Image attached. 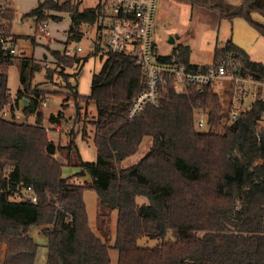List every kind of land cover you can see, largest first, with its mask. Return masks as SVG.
Instances as JSON below:
<instances>
[{"label": "trees", "instance_id": "obj_1", "mask_svg": "<svg viewBox=\"0 0 264 264\" xmlns=\"http://www.w3.org/2000/svg\"><path fill=\"white\" fill-rule=\"evenodd\" d=\"M186 1L196 8L216 10L221 18L244 17L264 37V23L251 17L253 11L264 15V0H242L239 5L226 0ZM110 2L81 10L80 1L39 0L25 17L34 18L37 33L50 18L61 20L60 14H72L69 43L82 40L85 25L102 30ZM13 11V7L5 10L3 18L10 20ZM100 37L84 57L52 50L55 68H47L51 77L54 72L63 74L67 66L79 65L76 86L67 85L66 95L73 97L77 117L79 98L95 107L91 120L95 161L83 159L75 139L66 146L48 139L46 128L60 126L64 114H51L52 126L44 125L42 101L47 91L31 82L43 65L33 56L0 57L5 65L0 110L8 100L12 64L20 63L18 98L33 96L24 109L27 122L0 116V246L5 247L0 264H36L39 244L31 233L35 227L47 239L46 264H111V248L118 250L117 264H264V133L261 141L255 133L264 103L257 102L230 119L215 87L202 91L190 87L183 92L168 88L158 104L130 118L129 106L145 88L143 70L133 58L109 53L92 76L90 93L78 92L83 66L103 52ZM46 48L50 50L49 45ZM189 54V47L181 46L174 56L161 59L190 63ZM223 60L264 77V63L252 60L231 39L215 48L213 63ZM204 113L207 124L202 128L197 121ZM32 116L35 121H30ZM146 138L149 147L142 158L123 165ZM58 153H64L67 164L78 166L91 182L77 183L65 176ZM88 188L98 195L99 234L88 221L84 201ZM32 193L37 195L35 202ZM141 197L146 201L139 202ZM112 210L118 211V218L115 241L110 244Z\"/></svg>", "mask_w": 264, "mask_h": 264}, {"label": "rangeland", "instance_id": "obj_2", "mask_svg": "<svg viewBox=\"0 0 264 264\" xmlns=\"http://www.w3.org/2000/svg\"><path fill=\"white\" fill-rule=\"evenodd\" d=\"M45 1V0H40ZM80 1V8L96 6L99 2L105 0H73V3ZM233 5H239L242 0H226ZM39 0H13V16L8 21L12 32L19 35L20 44L22 46L21 58L30 57L31 52L34 57L39 61L43 60L47 55V61L51 68H55V63L52 61V50L63 51L65 45L68 48H77L81 46L82 51L79 52L80 56H85L90 52V39L83 36L80 41H67V23L70 18L69 14H60L65 17L64 21L50 18L48 22L51 42L43 44L40 42L35 46L31 43L30 37L34 34L35 20L31 16H26L34 7L37 6ZM109 12V10H108ZM109 17V14L108 16ZM252 19L260 23H264V15L259 11L251 13ZM64 19V18H63ZM85 29L91 30L90 36L96 35V26L91 27L85 25ZM232 40L235 44L245 49L252 60L264 63V37L258 33L253 25L244 17H235L234 19L221 18L220 14L213 9L196 8L186 0H158L155 13V23L153 30V40L157 46V50L163 55H173L179 47H189V59L193 64H210L213 62L214 51L216 46L223 47L228 40ZM45 45H49L50 50ZM21 49V47H20ZM20 58V59H21ZM96 58L92 57L82 70L79 77L78 92L81 94H89L91 91V70L94 68ZM43 67L47 63L39 61ZM79 65L67 66L64 73H52L51 77L47 76V68H42L41 71H36L31 82L39 90L47 91L46 98L48 99L47 106L44 107V125L52 126L49 117L54 112L58 113L63 111V117L60 120V130L52 133L54 142L66 146L72 139H75L81 151L83 159L87 161H95L97 159V150L93 143V136L95 127L92 125L91 120L95 112L93 105H86L82 99L79 98L78 102L81 108L80 116H76L77 108L73 97H67L70 89L67 85L71 84L76 86L74 74L79 71ZM20 63H15L9 66L8 70V87L12 92H16L21 88L20 81ZM72 75V77L70 76ZM228 80L223 78L215 86L217 92L223 91L227 88ZM49 91V92H48ZM69 96V94H68ZM249 103V102H248ZM57 113V114H58ZM31 121H35V116H32ZM85 128L87 140H83ZM80 129L81 132H80ZM83 134V136H82ZM88 135V136H87ZM84 136V137H85ZM149 139L141 145L139 151L134 155L128 157L123 165H131L137 163L142 156L147 152L149 147ZM57 158L64 163L63 173L65 176H71L73 179H79L84 182H91L88 175L80 174L81 169L76 165L67 164L64 153H58ZM81 181V182H82ZM146 201L144 197L139 198V202ZM84 201L88 212V221L90 227L98 232V215H99V201L97 192L88 188L84 192ZM241 207V203H237ZM118 211L112 210L111 220L109 227L111 229L110 244H113L116 237ZM37 243L39 249L36 258V264H46L48 258L47 239L40 232V229L35 227L31 232ZM146 239L140 242L145 243ZM151 241L150 243H154ZM5 253V247L0 246V263H2ZM111 264L118 262V250L115 248L110 249Z\"/></svg>", "mask_w": 264, "mask_h": 264}, {"label": "built area", "instance_id": "obj_3", "mask_svg": "<svg viewBox=\"0 0 264 264\" xmlns=\"http://www.w3.org/2000/svg\"><path fill=\"white\" fill-rule=\"evenodd\" d=\"M13 0H0V57L17 56L20 51V43L17 36L9 26V20L3 18V13L12 6ZM158 0H111L109 5V17L103 23L104 47L107 56L109 53H121L133 58L143 70L145 88L132 100L128 109V115L133 118L139 115L147 106L156 105L160 98L168 90L187 91L194 87L202 91L205 87H215L223 78L228 80L227 88L218 93L222 95L223 110L229 114L230 119H237L245 110H249L257 102L264 103V77L259 76L249 69H244L235 61L210 64L178 63L176 61H164L158 52L153 40L155 13ZM85 34V33H84ZM33 37L36 40L49 42L51 40L48 22H43L38 32L34 30ZM68 55L78 54L82 51L77 48H66ZM0 58V78L5 65ZM175 60V58H174ZM47 63V62H45ZM50 67L49 63L45 65ZM231 93L225 95L226 93ZM8 100L0 110V116L16 122H27L25 107L30 104L33 97L30 94L18 98L17 92L8 91ZM24 99L28 103L24 104ZM249 102V103H248ZM48 99L42 101V106H47ZM31 121V120H30ZM197 124L205 127L206 114H201ZM60 130L57 125L55 130L47 127L48 139L54 141L53 132ZM258 141H261L264 133V112L257 120L255 131ZM28 191H32L29 187ZM32 201H37V195L31 194Z\"/></svg>", "mask_w": 264, "mask_h": 264}, {"label": "crops", "instance_id": "obj_4", "mask_svg": "<svg viewBox=\"0 0 264 264\" xmlns=\"http://www.w3.org/2000/svg\"><path fill=\"white\" fill-rule=\"evenodd\" d=\"M94 7V6H93ZM85 9V8H84ZM81 10H83V9H81ZM66 14H64V16H65ZM64 19H62L61 21H64L65 20V17H63ZM68 23H67V26L69 25V27H70V25H71V17L68 19ZM69 27L67 28L68 30H69ZM12 29V28H11ZM34 30H35V28H34ZM68 30L66 31V33H67V36H68ZM91 30H89L88 28L87 29H85V34H84V37L85 36H87L89 39H90V41H91V43H90V52H92L95 48H96V43L98 42V41H100V39H101V35L103 34L102 32H101V30H97L96 29V35L94 36V37H91L90 36V32ZM15 34V33H14ZM16 35V34H15ZM17 36V38H18V41H19V43H20V37H19V35H16ZM83 37V38H84ZM34 37L33 36H31L30 37V41H31V43L35 46L36 44H38V43H42V45L43 44H48V43H50L51 42V40L49 41V42H44V41H39V40H36L35 38H34V42H33V39ZM66 43H67V41H66ZM46 46V45H45ZM20 47H21V49H20V51H19V54L21 55V53H22V46H21V44H20ZM66 48H68L67 47V45H65V48H64V50L66 49ZM63 50V51H64ZM89 52V53H90ZM88 53V54H89ZM18 54V55H19ZM79 54V53H78ZM87 54V55H88ZM163 55V54H162ZM31 56H33L34 57V53L33 52H31ZM80 56V55H79ZM83 56V55H82ZM86 56V55H85ZM173 56H174V54H173ZM84 57V56H83ZM35 58V57H34ZM92 58V57H91ZM94 58H96L97 60H96V62L94 63V68L91 70V72H90V74H91V81H92V76H93V74L94 73H97V72H99L100 71V69H101V67H102V65H103V63L105 62V60L107 59V54H106V52H105V50H103V52L102 53H100V54H98L97 56H95ZM47 59V55H45V57H44V59L43 60H39V61H42V62H47V63H49V61H47L46 60ZM35 60L37 61V62H39L36 58H35ZM190 60V59H189ZM52 61L54 62V58H53V56H52ZM89 62V60L85 63V65L87 64ZM191 62V61H190ZM13 65V64H12ZM85 65L83 66V68L85 67ZM11 66V65H10ZM43 68H45V67H43ZM9 70V69H8ZM83 70V69H82ZM78 86H79V84H78ZM19 90V89H18ZM17 90V91H18ZM16 91V92H17ZM58 113V111L57 112H54L53 114H57ZM53 129H55V127H52ZM81 152V151H80ZM73 179V178H72ZM73 181H75V182H77V183H84V181H82V180H79V179H73ZM82 181V182H81Z\"/></svg>", "mask_w": 264, "mask_h": 264}, {"label": "water", "instance_id": "obj_5", "mask_svg": "<svg viewBox=\"0 0 264 264\" xmlns=\"http://www.w3.org/2000/svg\"><path fill=\"white\" fill-rule=\"evenodd\" d=\"M70 17L72 18V14H70ZM23 103L27 104L28 103V99H24Z\"/></svg>", "mask_w": 264, "mask_h": 264}]
</instances>
